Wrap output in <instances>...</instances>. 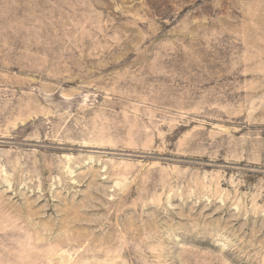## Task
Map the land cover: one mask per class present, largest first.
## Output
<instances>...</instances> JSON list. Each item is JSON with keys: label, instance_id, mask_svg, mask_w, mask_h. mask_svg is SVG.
<instances>
[{"label": "rangeland", "instance_id": "rangeland-1", "mask_svg": "<svg viewBox=\"0 0 264 264\" xmlns=\"http://www.w3.org/2000/svg\"><path fill=\"white\" fill-rule=\"evenodd\" d=\"M0 264H264V0H0Z\"/></svg>", "mask_w": 264, "mask_h": 264}]
</instances>
